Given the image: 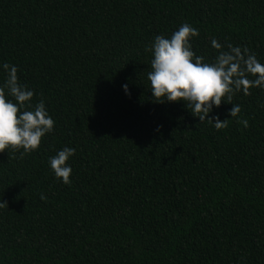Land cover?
<instances>
[{
  "label": "trees",
  "instance_id": "16d2710c",
  "mask_svg": "<svg viewBox=\"0 0 264 264\" xmlns=\"http://www.w3.org/2000/svg\"><path fill=\"white\" fill-rule=\"evenodd\" d=\"M184 22L206 62L215 37L264 64V0H0V63L55 122L0 153V264H264V90L214 107L220 130L149 91L146 49Z\"/></svg>",
  "mask_w": 264,
  "mask_h": 264
},
{
  "label": "clouds",
  "instance_id": "9594fccd",
  "mask_svg": "<svg viewBox=\"0 0 264 264\" xmlns=\"http://www.w3.org/2000/svg\"><path fill=\"white\" fill-rule=\"evenodd\" d=\"M197 35L198 30L184 22L170 37H154L150 49H146L152 54L147 70L149 91L155 102H183L200 123L207 121L220 130L229 119L210 115L213 108L222 101L231 104L228 115L237 118L241 108L231 103L233 95H248L251 88L264 90V64L248 48L221 44L215 37L210 45L217 53L212 62H206L192 50L190 41ZM122 87L127 92V84ZM33 96L34 91L19 81L17 66L7 61L0 63V153L20 150L23 156L34 152L42 138L54 130L55 122L44 100L33 104ZM237 123L248 126L246 119H237ZM74 153V148L65 146L48 159L54 177L66 185L71 183L68 161ZM5 205L0 201V207Z\"/></svg>",
  "mask_w": 264,
  "mask_h": 264
}]
</instances>
